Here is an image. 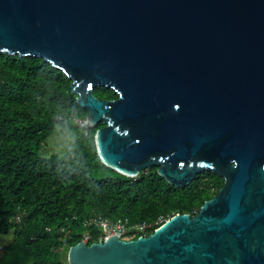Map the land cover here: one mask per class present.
Masks as SVG:
<instances>
[{
    "label": "water",
    "instance_id": "water-1",
    "mask_svg": "<svg viewBox=\"0 0 264 264\" xmlns=\"http://www.w3.org/2000/svg\"><path fill=\"white\" fill-rule=\"evenodd\" d=\"M0 51L71 80L106 167L224 180L194 216L79 241L67 264H264V0H0Z\"/></svg>",
    "mask_w": 264,
    "mask_h": 264
},
{
    "label": "trees",
    "instance_id": "trees-1",
    "mask_svg": "<svg viewBox=\"0 0 264 264\" xmlns=\"http://www.w3.org/2000/svg\"><path fill=\"white\" fill-rule=\"evenodd\" d=\"M71 80L49 62L0 51V264H65L68 248L82 240V222L146 223L148 235L177 213L194 216L224 180L214 172L174 187L155 166L131 178L106 167L94 143L96 129L85 125L88 110L76 103ZM97 98L117 95L97 86ZM75 121V122H74ZM73 139L59 153L42 155L59 131ZM91 243L98 230L88 228Z\"/></svg>",
    "mask_w": 264,
    "mask_h": 264
},
{
    "label": "built area",
    "instance_id": "built-area-1",
    "mask_svg": "<svg viewBox=\"0 0 264 264\" xmlns=\"http://www.w3.org/2000/svg\"><path fill=\"white\" fill-rule=\"evenodd\" d=\"M82 227L87 228L86 231L82 232V241L88 243L91 240L89 227L98 230V240H104L111 235H117L123 239V236L129 231L145 232L148 225L146 223L129 224L127 220L111 223L106 219L91 218L82 222Z\"/></svg>",
    "mask_w": 264,
    "mask_h": 264
},
{
    "label": "rangeland",
    "instance_id": "rangeland-1",
    "mask_svg": "<svg viewBox=\"0 0 264 264\" xmlns=\"http://www.w3.org/2000/svg\"><path fill=\"white\" fill-rule=\"evenodd\" d=\"M75 122V121H74ZM85 125L84 123L82 126ZM73 133L71 131H59L57 134H53L46 142L45 146L41 150L42 155H49L51 153H61L62 150L70 143L73 139ZM63 263L67 264L66 257H64Z\"/></svg>",
    "mask_w": 264,
    "mask_h": 264
},
{
    "label": "clouds",
    "instance_id": "clouds-1",
    "mask_svg": "<svg viewBox=\"0 0 264 264\" xmlns=\"http://www.w3.org/2000/svg\"><path fill=\"white\" fill-rule=\"evenodd\" d=\"M160 226V225H159ZM141 236H145V235H141ZM125 240H128V239H125ZM82 241V240H81ZM94 241H98V239L97 240H94ZM94 241H92V242H94ZM87 243V242H86ZM87 244H89V242L87 243Z\"/></svg>",
    "mask_w": 264,
    "mask_h": 264
},
{
    "label": "snow or ice",
    "instance_id": "snow-or-ice-1",
    "mask_svg": "<svg viewBox=\"0 0 264 264\" xmlns=\"http://www.w3.org/2000/svg\"><path fill=\"white\" fill-rule=\"evenodd\" d=\"M177 107H179V106L177 105Z\"/></svg>",
    "mask_w": 264,
    "mask_h": 264
}]
</instances>
